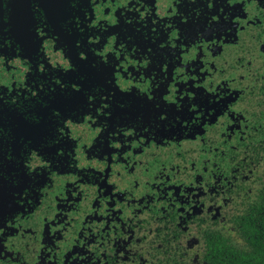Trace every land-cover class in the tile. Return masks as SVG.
<instances>
[{"label": "flooded vegetation", "instance_id": "obj_1", "mask_svg": "<svg viewBox=\"0 0 264 264\" xmlns=\"http://www.w3.org/2000/svg\"><path fill=\"white\" fill-rule=\"evenodd\" d=\"M205 4L0 0V264L229 263L264 218V0Z\"/></svg>", "mask_w": 264, "mask_h": 264}, {"label": "trees", "instance_id": "obj_2", "mask_svg": "<svg viewBox=\"0 0 264 264\" xmlns=\"http://www.w3.org/2000/svg\"><path fill=\"white\" fill-rule=\"evenodd\" d=\"M260 216L243 223L238 232L242 244H230L228 264H264V218Z\"/></svg>", "mask_w": 264, "mask_h": 264}, {"label": "snow or ice", "instance_id": "obj_3", "mask_svg": "<svg viewBox=\"0 0 264 264\" xmlns=\"http://www.w3.org/2000/svg\"><path fill=\"white\" fill-rule=\"evenodd\" d=\"M227 2H228V0H224V3H227ZM204 6L207 8L213 7V0H206V4ZM216 7H217V11H219V12L223 11V8L220 7L219 3L216 4ZM215 18L216 17L214 16L213 19H215ZM220 19H223V16H221ZM169 28H170V26H169ZM177 40H179V37H177ZM161 68L163 71L167 70L164 66H161ZM109 82L115 83V81H109ZM57 83H59V81H57ZM71 88L73 89L74 95H77V96L80 95L81 89L78 88L75 83L71 85ZM50 91L55 93V89H50ZM31 95L34 97V100L36 103H39L42 106H47V105H45V99H47V97L43 91H41L40 96H36L35 93H32ZM42 97H43V99H42ZM162 99L167 100V97L166 96L162 97ZM93 100L95 101V105H94V111L95 112L100 113L102 117L113 115L112 109L110 107L111 97L107 93H102V92H99L98 90L94 91V92L89 91L87 93V97H86V103H88L89 107H93V105L90 103ZM144 100L146 102L155 103L152 100V97L147 95V94L144 96ZM0 103H3L2 99H0ZM29 103L31 104V103H33V101L29 100ZM172 103H174V101H172ZM155 106L159 107V104H155ZM191 106L192 105H189V107H191ZM51 111L55 117L61 118L60 112L62 111V109H59L57 106H53ZM28 116L31 117V119H33L37 124L40 123V120L37 119L36 115H32L31 113H29ZM26 118H28V117H26ZM159 118L161 120L164 119V117L162 115L159 116ZM61 123H63L62 119H61ZM117 134L119 135V133H117ZM7 158L12 159L11 156H8ZM8 223L11 224L12 221L9 220ZM3 231H4V221L2 219H0V235L3 234Z\"/></svg>", "mask_w": 264, "mask_h": 264}]
</instances>
